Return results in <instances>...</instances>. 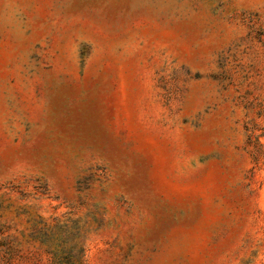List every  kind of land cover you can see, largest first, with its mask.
Masks as SVG:
<instances>
[{
    "label": "rangeland",
    "instance_id": "rangeland-1",
    "mask_svg": "<svg viewBox=\"0 0 264 264\" xmlns=\"http://www.w3.org/2000/svg\"><path fill=\"white\" fill-rule=\"evenodd\" d=\"M0 264H264V0H0Z\"/></svg>",
    "mask_w": 264,
    "mask_h": 264
}]
</instances>
